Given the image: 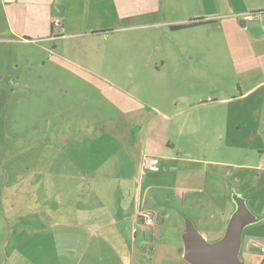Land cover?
Here are the masks:
<instances>
[{
    "label": "rangeland",
    "instance_id": "1",
    "mask_svg": "<svg viewBox=\"0 0 264 264\" xmlns=\"http://www.w3.org/2000/svg\"><path fill=\"white\" fill-rule=\"evenodd\" d=\"M128 2L99 4L97 14L93 5L80 3L74 10L78 22L61 30L57 13L51 22L42 21L29 7L15 14L0 1V264L8 258L14 213L45 209V161L59 164L62 156L55 146L74 143L79 130L76 139L88 145L92 137L85 129L108 128L105 119L127 109L131 116L153 118L160 111L171 118L177 145L192 146L194 158L218 163H207V169L194 163L207 170V193L215 194L217 205L230 198L247 209L237 187L229 183L224 193L221 181L236 173L251 177V166L264 167V85L256 87L264 81L256 62L264 42L257 44L240 16H225L232 11L218 5L222 16L212 23L173 30L167 22L176 15L150 6V0ZM118 10L127 19L117 20ZM96 19L111 31L86 33ZM43 27L49 28L45 34ZM241 90L244 97L238 96ZM210 171L220 178L211 180ZM247 211L242 223L264 225L263 216ZM44 234L45 229L35 241L45 240ZM244 248L241 241L238 258L250 264L239 253Z\"/></svg>",
    "mask_w": 264,
    "mask_h": 264
},
{
    "label": "crops",
    "instance_id": "2",
    "mask_svg": "<svg viewBox=\"0 0 264 264\" xmlns=\"http://www.w3.org/2000/svg\"><path fill=\"white\" fill-rule=\"evenodd\" d=\"M0 1L9 5L13 13H20V6L29 7L28 11L36 12L42 21L51 22L50 16L57 13L62 19L58 27L64 30L78 22L74 10L80 3L93 5L97 14L99 4L104 8L114 0ZM207 1L212 5L209 10ZM118 2L119 6L126 2L125 7L129 3ZM149 3L178 17L167 22L171 28L202 19H207L203 24L212 23L210 19L222 16L218 5L232 11L225 16H240L241 27H250L255 32L257 44L264 42V0H150ZM247 13L255 15L244 16ZM115 18L127 19L126 11L118 10ZM31 19L39 24L36 18ZM107 25L96 19L95 26L86 33L111 31ZM46 31L43 27L42 32ZM256 62L264 70V51H260ZM263 85L264 81L256 87ZM246 94L241 90L238 96ZM132 113L127 109L120 117L105 119L103 124H109L108 128L85 129V134L90 132L92 137L88 145L76 139L81 136L79 130L73 132L74 143L64 145V141L55 146L62 156L59 164L45 161V209L14 213L6 264H180L182 260L189 264L185 260L184 241L188 225L183 220L190 216L193 232L206 243L214 244L224 238L237 204L225 198L219 207L215 194L207 193V170L194 167L199 162L206 169L207 163L210 168L218 163L207 161L206 157L194 158L192 146L177 145L170 130L171 118L160 111H154L153 118L146 113L131 116ZM255 116L261 118L263 114ZM181 129L179 133L183 136ZM146 157L156 158L157 166L147 168ZM251 167L256 171L251 177L236 173L230 177L232 181L221 182L224 190H228L229 183L237 187L234 191L246 201L249 212L264 217V167ZM214 173L210 171L209 176L213 181L216 175L220 178L219 173ZM145 216L153 217L152 225L145 224ZM261 226L242 223L240 242L244 241L246 248L239 253L248 257L250 264H264L260 249L264 248V231L259 232L264 225ZM44 229L45 240L35 241Z\"/></svg>",
    "mask_w": 264,
    "mask_h": 264
},
{
    "label": "water",
    "instance_id": "3",
    "mask_svg": "<svg viewBox=\"0 0 264 264\" xmlns=\"http://www.w3.org/2000/svg\"><path fill=\"white\" fill-rule=\"evenodd\" d=\"M240 203L231 216L224 238L214 244L206 243L188 225L185 241V260L189 264H244L238 258L240 248L241 221L248 211Z\"/></svg>",
    "mask_w": 264,
    "mask_h": 264
},
{
    "label": "built area",
    "instance_id": "4",
    "mask_svg": "<svg viewBox=\"0 0 264 264\" xmlns=\"http://www.w3.org/2000/svg\"><path fill=\"white\" fill-rule=\"evenodd\" d=\"M144 162H145V166L149 169L155 168L158 164V160L156 158H153V157H146ZM153 222H154V219L152 216H145V224L146 225H152Z\"/></svg>",
    "mask_w": 264,
    "mask_h": 264
},
{
    "label": "trees",
    "instance_id": "5",
    "mask_svg": "<svg viewBox=\"0 0 264 264\" xmlns=\"http://www.w3.org/2000/svg\"><path fill=\"white\" fill-rule=\"evenodd\" d=\"M203 23H205V22H203V21H193V22H191L190 24H187V25L174 26V27H172V29L179 30V29H183V28H187V27H191V26H195L197 24H203Z\"/></svg>",
    "mask_w": 264,
    "mask_h": 264
}]
</instances>
